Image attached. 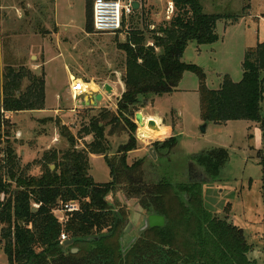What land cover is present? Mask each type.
<instances>
[{"label": "trees", "instance_id": "16d2710c", "mask_svg": "<svg viewBox=\"0 0 264 264\" xmlns=\"http://www.w3.org/2000/svg\"><path fill=\"white\" fill-rule=\"evenodd\" d=\"M139 1L135 15L143 8V0ZM169 1L174 8L172 16L148 30L151 45L138 28L129 41L120 45L126 54V71L116 111L83 107L84 111L94 112L81 129L84 135L93 137L85 150L75 149V137L69 126L59 123V136L69 145L43 153L39 160L40 175L31 173L29 164H21L6 135L5 127L10 123L4 113L43 109L44 80L18 65L13 49L3 41L0 43L4 63L3 70L0 69V138L6 136L4 147L0 148V236L7 264H264V236L261 247L255 251L245 240L242 228L213 215L201 204V186L218 178L226 163L228 154L223 148L214 147L194 155L195 163L204 172V180L175 183L168 172L148 180L142 159L127 163L126 153L135 149L133 136L119 147L122 155L108 154L110 135L126 132L127 124L132 131L136 128L125 114L132 115L153 97L172 93L183 73L194 71L199 80L203 121L249 120L258 124L261 146L256 149V156L262 170L264 204V114L261 113L264 80L260 77V71L264 70V41L247 49L239 82L225 75L218 89H208L202 69L182 61L181 57L191 40L202 45L218 39L215 23L221 15L206 13L200 0ZM91 4L92 0H87L86 10L91 11ZM90 26L91 17L85 28L90 31ZM24 79L28 85L23 89ZM166 141L176 140L171 136L151 147L157 151ZM91 154L103 156L110 180L95 182L88 173ZM117 190L135 199L147 215L161 214L166 220L164 226L144 229L125 253L119 240L128 212L107 199ZM76 199L83 200L80 209L71 214L63 229L52 209L59 201ZM62 229L68 240H73L69 246L59 242ZM118 232L114 247L112 240ZM73 248L77 251L73 252Z\"/></svg>", "mask_w": 264, "mask_h": 264}, {"label": "rangeland", "instance_id": "374dc122", "mask_svg": "<svg viewBox=\"0 0 264 264\" xmlns=\"http://www.w3.org/2000/svg\"><path fill=\"white\" fill-rule=\"evenodd\" d=\"M168 1L143 0L141 11L123 22L119 32L97 34L91 26L90 31L85 28L87 19L91 17V11L88 8L86 10L87 0H0V43H7L20 62L18 65L41 76L46 87V116H34L36 112L9 113L7 120L10 125L5 127L21 164H29L31 173L40 175L39 160L45 151L68 147L69 142L59 136V123L69 126L77 150H85L87 142L93 138L91 134L84 135L81 129L94 112L83 110L80 97H71L69 74L99 85L110 84L115 93L106 90L107 98H103L94 108L106 107L116 111L124 85L122 76L126 71V54L120 45L129 41L136 28L142 31L146 42L151 45L148 30L172 16L166 18ZM203 2L206 13L221 15L215 23L218 39L202 45L191 40L181 59L202 69L208 89H218L225 75L235 82L241 80L247 49L264 41V0ZM2 57L1 71L4 64ZM260 77L264 80V70L260 71ZM27 85L28 81L24 79L22 88ZM56 93H59L57 98L54 97ZM153 99L133 111L132 115L125 114L136 128L132 131L127 124L126 132L110 135L109 156L122 155V152H118L119 147L132 140L133 136L135 149L126 153L127 163L142 159V168L148 180L158 179L161 174L168 172L175 183L202 178L204 172L195 163L194 155L214 147L223 148L228 154L226 163L218 178L201 186V204L213 215L242 228L245 240L257 251L264 236V204L260 186L262 170L256 156V149L261 146L258 124L249 120H229L226 123L203 121L200 116L199 80L194 71H185L172 93ZM137 112L155 121V127H151L152 137L137 134V130L142 131L141 127H145L147 122L144 117L145 125L138 126L134 118ZM261 113L264 114V102ZM203 125L204 130L201 129ZM53 136L57 139L54 140ZM171 136L176 140L175 143L166 141L157 151L151 147L154 142L168 140ZM4 139L0 148L5 145ZM89 164L88 173L95 182L110 180L105 159H91ZM189 170L193 172L189 173ZM107 199L110 203L114 201L116 208L120 206L128 212L127 223L121 228L123 251L129 240L140 235L139 229L146 214L137 225L140 209L135 208L131 201L126 202L122 190L114 191ZM132 200L137 203L135 199ZM75 202L80 209L83 200L76 199ZM63 203L66 202L59 201L53 209ZM173 225L178 228L177 224ZM119 234L112 240L114 247L117 246ZM2 245L0 236V264H7Z\"/></svg>", "mask_w": 264, "mask_h": 264}, {"label": "built area", "instance_id": "2783aa9c", "mask_svg": "<svg viewBox=\"0 0 264 264\" xmlns=\"http://www.w3.org/2000/svg\"><path fill=\"white\" fill-rule=\"evenodd\" d=\"M139 2V0H92L91 4V25L92 29L97 34H115L119 32L123 22H125L130 16H132L136 10L133 9L132 3ZM173 4L171 1L167 3V16L173 13ZM150 45V44H149ZM92 84L91 86H89ZM112 87V86H111ZM112 88L111 92L114 94L115 90ZM69 92L73 99L83 98L88 93H91L92 96L96 93H101L103 96L106 95V90L104 89V84L99 85L93 81H88L86 79L76 78L72 75H69ZM4 118L9 119V112L4 113ZM145 120V119H144ZM3 139L0 138V144ZM53 213L58 220L61 228L64 227L66 222L69 220L71 214L79 210V207L75 200H69L66 203L59 205V207ZM59 213V214H58ZM64 229V228H63ZM61 231L59 236V242L62 244L68 240V235L65 230Z\"/></svg>", "mask_w": 264, "mask_h": 264}, {"label": "water", "instance_id": "95a60500", "mask_svg": "<svg viewBox=\"0 0 264 264\" xmlns=\"http://www.w3.org/2000/svg\"><path fill=\"white\" fill-rule=\"evenodd\" d=\"M132 7L133 9H137L139 7V2L136 1V2H133L132 3ZM87 80V79H86ZM111 85L106 83L104 85V89L105 90H108L109 93H111ZM102 101V94L101 93H96L95 95L91 96V97H88V96H84V98L81 99V102H80V105L81 107H96L99 102ZM134 118H135V121L137 123V125L139 126H144L145 123H144V117L142 115L141 112H137L134 114ZM155 121L153 120H150L148 121L147 123V126L149 127H155ZM204 127L205 125L201 126V129L204 130ZM152 154H154L153 152H151ZM202 175V174H201ZM204 176L202 175V178L199 179V181H202L204 180ZM196 180V179H195ZM195 180H192V179H189L190 182H193ZM164 221H165V218L163 215H157V214H149L147 215L144 219H143V224H142V228L139 229V231L142 232V230L150 227V228H153V227H160V226H164ZM136 236L129 241L128 245L126 246V248L123 250V253H125V251L132 245L133 241L135 240ZM73 242L72 239L70 240H66L65 242H63L62 244L65 245V246H69L71 243ZM120 244L121 246H123L122 244V239H120ZM73 252L77 251V248H73L72 249Z\"/></svg>", "mask_w": 264, "mask_h": 264}, {"label": "crops", "instance_id": "0c3cea01", "mask_svg": "<svg viewBox=\"0 0 264 264\" xmlns=\"http://www.w3.org/2000/svg\"><path fill=\"white\" fill-rule=\"evenodd\" d=\"M201 1V4H202V6L204 7V2H203V0H200ZM204 9H205V7H204ZM55 25L57 26V24L55 23ZM58 27V26H57ZM67 73H69V71L67 70ZM70 75V74H69ZM44 79H45V76H44ZM124 90V85H123V88H122V90H121V92ZM121 92H120V94H121ZM58 95H59V93H56L55 95H54V97H58ZM86 96V95H85ZM88 97H91V96H88ZM84 98V97H83ZM103 98H107V96H103L102 97V99ZM82 99V98H81ZM44 102H45V106H46V87H45V97H44ZM101 106H103V105H101ZM47 108H43V109H35V110H31V111H19L18 113H21V112H29V113H31V112H36V113H33V115L34 114H36V115H34V116H38V117H43V116H46V115H44L45 113L44 112H46V111H48V110H46ZM55 111V110H54ZM14 113H16V112H14ZM13 113V114H14ZM13 114H11L12 116H13ZM39 114V115H38ZM51 116V114H49V117ZM143 117H145V116H143ZM146 119H147V122H146V126L145 127H141L142 128V131H139V129L137 130V134H140L142 137H146V138H150V137H152V135H151V127H149V126H147V123H148V121H150V120H153L151 117H145ZM140 128V129H141ZM157 136V135H156ZM53 138H54V140H56L57 138H56V136L54 137L53 136ZM97 158H103V156L102 155H94V154H91V159H97ZM91 159H90V163H91ZM104 159V158H103ZM89 171V170H88ZM93 178V177H92ZM117 193H119V192H117ZM116 193V194H117ZM122 193V192H121ZM122 195V194H121ZM117 196H119V194H117ZM123 196H124V198H125V200H126V202L128 203L129 201H131L132 203H133V205H134V207L135 208H138V209H140V214H139V218H138V222L136 223L137 225H138V223H140V219L143 217V215L144 214H146L144 211H143V209L142 208H140L139 207V205L137 204V203H135L132 199H129V198H127L125 195H124V193H123ZM145 216H147V214L145 215ZM145 217H143V219H144ZM135 224V225H136ZM140 228H142V226L140 227ZM125 239H126V237H124Z\"/></svg>", "mask_w": 264, "mask_h": 264}, {"label": "flooded vegetation", "instance_id": "af4514ba", "mask_svg": "<svg viewBox=\"0 0 264 264\" xmlns=\"http://www.w3.org/2000/svg\"><path fill=\"white\" fill-rule=\"evenodd\" d=\"M191 172H193V170L191 171V170H189V173H191ZM123 240V239H122Z\"/></svg>", "mask_w": 264, "mask_h": 264}]
</instances>
